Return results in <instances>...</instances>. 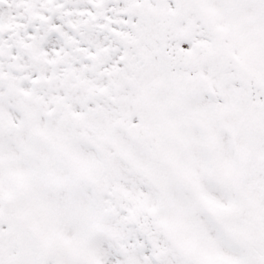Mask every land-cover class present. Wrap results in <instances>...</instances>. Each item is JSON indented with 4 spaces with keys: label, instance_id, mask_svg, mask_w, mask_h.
Here are the masks:
<instances>
[{
    "label": "snow or ice",
    "instance_id": "obj_1",
    "mask_svg": "<svg viewBox=\"0 0 264 264\" xmlns=\"http://www.w3.org/2000/svg\"><path fill=\"white\" fill-rule=\"evenodd\" d=\"M0 264H264V0H0Z\"/></svg>",
    "mask_w": 264,
    "mask_h": 264
}]
</instances>
